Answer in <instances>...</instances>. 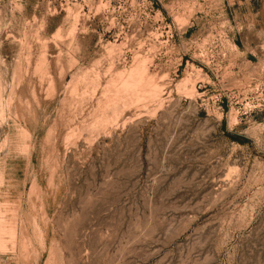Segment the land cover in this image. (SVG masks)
Wrapping results in <instances>:
<instances>
[{
    "label": "rangeland",
    "instance_id": "rangeland-1",
    "mask_svg": "<svg viewBox=\"0 0 264 264\" xmlns=\"http://www.w3.org/2000/svg\"><path fill=\"white\" fill-rule=\"evenodd\" d=\"M0 264H264V0H0Z\"/></svg>",
    "mask_w": 264,
    "mask_h": 264
}]
</instances>
